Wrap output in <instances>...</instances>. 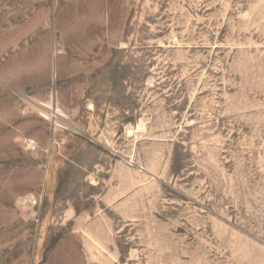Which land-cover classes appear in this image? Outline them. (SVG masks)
<instances>
[{"label":"rangeland","instance_id":"rangeland-1","mask_svg":"<svg viewBox=\"0 0 264 264\" xmlns=\"http://www.w3.org/2000/svg\"><path fill=\"white\" fill-rule=\"evenodd\" d=\"M0 264H264V0H0Z\"/></svg>","mask_w":264,"mask_h":264},{"label":"crops","instance_id":"crops-1","mask_svg":"<svg viewBox=\"0 0 264 264\" xmlns=\"http://www.w3.org/2000/svg\"><path fill=\"white\" fill-rule=\"evenodd\" d=\"M34 45H41L40 42H33ZM47 44H43V49H47ZM40 78L38 79V77H35L34 75H31L28 77H19L17 76L14 80L12 78V76H8L6 79H4V81L10 85H13L16 89L20 90L23 88H27V87H45L46 83H47V78H43V75L39 76ZM2 81V80H1ZM14 81V82H13ZM89 86H90V82L87 79H82L80 81H78L77 83L72 84V87L66 88L65 91H63V93H61V96L66 97L68 96L69 93L74 92L76 96H86L87 99H89V94L87 93L89 90ZM41 98L45 97V100L48 101V98L50 97L49 93H47V91L45 93H40ZM58 100L54 98V106L57 107V103ZM3 105L4 102L2 103ZM60 104V103H59ZM77 105V104H75ZM75 105H71L70 104V108L69 110V121L71 122H75L76 124L81 123V120L84 119V116H81V119H79L78 117H76L75 115L77 114V112L79 111V106H75ZM61 108H64V104L63 102H61ZM93 104L91 105L90 103L88 104V109H87V114H93L94 111H96L94 107H92ZM66 109V108H65ZM87 127V126H86ZM71 136V137H70ZM69 140H73L74 138H72V135H69L66 137ZM60 141L61 138L54 136L50 138V141ZM68 140V141H69ZM56 189H57V184H55L54 186H52L49 190V192L47 193L48 199L51 201V207L49 209V211H53L54 209H60V214L58 217H50L49 214L47 215V217L45 218L48 221H57L61 224H65L69 219H70V215H72L74 213V210L71 208L69 202L64 203L63 199H57L56 197ZM26 192H32V191H26ZM25 193V192H24Z\"/></svg>","mask_w":264,"mask_h":264},{"label":"built area","instance_id":"built-area-1","mask_svg":"<svg viewBox=\"0 0 264 264\" xmlns=\"http://www.w3.org/2000/svg\"><path fill=\"white\" fill-rule=\"evenodd\" d=\"M57 114L53 112V117L56 118ZM54 125H58L59 126V124L57 123L56 120H54ZM24 141L26 143H28L29 145H30V143H33L31 141V139H25ZM43 197H44V191L40 192V194H38V195L37 194L33 195L31 197V200L28 201V203L31 204L32 206H36V205H38L40 203V201L43 199Z\"/></svg>","mask_w":264,"mask_h":264},{"label":"bare ground","instance_id":"bare-ground-1","mask_svg":"<svg viewBox=\"0 0 264 264\" xmlns=\"http://www.w3.org/2000/svg\"><path fill=\"white\" fill-rule=\"evenodd\" d=\"M55 112H57V110H55ZM33 142V141H32ZM34 143V142H33Z\"/></svg>","mask_w":264,"mask_h":264}]
</instances>
